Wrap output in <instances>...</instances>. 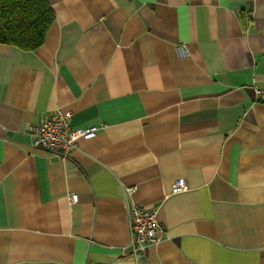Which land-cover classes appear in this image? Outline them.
<instances>
[{"label": "crops", "instance_id": "crops-1", "mask_svg": "<svg viewBox=\"0 0 264 264\" xmlns=\"http://www.w3.org/2000/svg\"><path fill=\"white\" fill-rule=\"evenodd\" d=\"M48 2L41 45L0 43V264H264V0ZM57 108L99 127L67 159L32 145Z\"/></svg>", "mask_w": 264, "mask_h": 264}, {"label": "built area", "instance_id": "built-area-1", "mask_svg": "<svg viewBox=\"0 0 264 264\" xmlns=\"http://www.w3.org/2000/svg\"><path fill=\"white\" fill-rule=\"evenodd\" d=\"M181 54L186 53L185 47L179 49ZM255 93L258 100L264 103V85L256 86ZM71 110L57 108L49 116L40 122L31 125L30 131L33 136V146L49 153L67 159L73 149L78 147L80 139H90L96 136L99 127L97 125L87 128H74L70 125ZM134 188H129L132 191ZM188 189L186 180H177L173 185V191L179 192ZM70 199L75 201L77 194L71 193ZM130 236L129 246L133 258L138 262L147 250L151 242L159 240L157 233L163 231L158 218V210L144 209L134 205L129 214Z\"/></svg>", "mask_w": 264, "mask_h": 264}, {"label": "trees", "instance_id": "trees-1", "mask_svg": "<svg viewBox=\"0 0 264 264\" xmlns=\"http://www.w3.org/2000/svg\"><path fill=\"white\" fill-rule=\"evenodd\" d=\"M55 17L48 0H0V43L33 50L45 41Z\"/></svg>", "mask_w": 264, "mask_h": 264}]
</instances>
